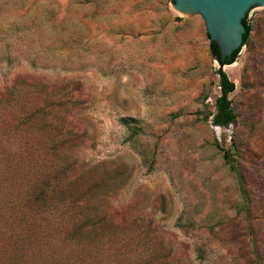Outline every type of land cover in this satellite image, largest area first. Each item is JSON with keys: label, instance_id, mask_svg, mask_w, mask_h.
I'll return each mask as SVG.
<instances>
[{"label": "rangeland", "instance_id": "obj_1", "mask_svg": "<svg viewBox=\"0 0 264 264\" xmlns=\"http://www.w3.org/2000/svg\"><path fill=\"white\" fill-rule=\"evenodd\" d=\"M247 21L222 67L235 120L221 127L199 15L172 0H0V264H264V7ZM35 106L54 128H15ZM58 151L77 156L74 188L104 220L85 245L62 240L76 216L32 203L70 168L50 163Z\"/></svg>", "mask_w": 264, "mask_h": 264}, {"label": "trees", "instance_id": "obj_2", "mask_svg": "<svg viewBox=\"0 0 264 264\" xmlns=\"http://www.w3.org/2000/svg\"><path fill=\"white\" fill-rule=\"evenodd\" d=\"M173 2V0H172ZM246 33L243 35V45L248 41L251 26L247 21V14L242 20ZM207 38L208 34H207ZM210 53L213 58L218 62L219 68L217 74L219 77V88L220 94L216 98L215 108L216 112L212 116V124L216 126L225 127L229 123L235 120V116L231 109V100L228 95L234 90V83L227 78L226 73L222 70L225 65L232 64L238 56L241 47L232 52L230 57L221 59L219 49L214 42H209ZM131 122L130 119H126L123 123ZM54 118L46 119V116L42 114L39 106H35L33 111L28 113H22L18 116L15 121V128H22L35 131L37 133L43 130H51L54 128ZM64 139H58L51 142V147L64 145ZM50 153V163L55 162L56 166L59 164L68 166L66 172L61 176V170L57 175H50L44 182L43 186H36L32 192V203L38 208H41L45 212L54 210L60 212L62 217L65 215L64 212L69 211L71 216L74 215L76 218L65 219V222L69 225L67 232L63 233L62 240L64 237L71 239L76 245H85L90 243L92 240L98 239L103 235V231L100 229L104 225L103 219H94L90 213L91 209H95L97 201L94 200V196L88 191H77L75 182L79 176L74 173L79 168L77 156L70 153ZM77 168V169H76ZM60 203L62 205L60 206Z\"/></svg>", "mask_w": 264, "mask_h": 264}, {"label": "water", "instance_id": "obj_3", "mask_svg": "<svg viewBox=\"0 0 264 264\" xmlns=\"http://www.w3.org/2000/svg\"><path fill=\"white\" fill-rule=\"evenodd\" d=\"M172 7L181 14L201 17L209 42L216 43L223 60L243 46L242 20L250 9L264 7V0H173Z\"/></svg>", "mask_w": 264, "mask_h": 264}]
</instances>
